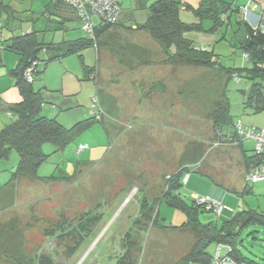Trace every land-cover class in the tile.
<instances>
[{
    "label": "rangeland",
    "instance_id": "obj_1",
    "mask_svg": "<svg viewBox=\"0 0 264 264\" xmlns=\"http://www.w3.org/2000/svg\"><path fill=\"white\" fill-rule=\"evenodd\" d=\"M2 1L9 4L13 11L14 16L11 15L9 18L12 25L16 21L17 26L23 30L32 27L39 30L38 37L45 42L73 39L86 34L78 20L65 21L63 28H60L57 24V16L53 14L51 20L46 18L42 11L51 0ZM185 1L191 4L190 0ZM196 1L194 6H197L200 0ZM247 1L216 0L219 6L226 3L242 5ZM5 15L8 13L6 12ZM18 16L23 20L17 21ZM31 18H34L33 21ZM183 19L191 21L193 15L187 12ZM236 19L235 14L231 15L230 24L220 26L214 33L192 31L187 32L185 36L192 39L195 45L212 49L223 67L250 68L251 60L243 58L242 49L238 46V39L243 29H238ZM4 21L5 18L2 22ZM202 22L205 29L212 26V20L209 18H205ZM2 31L5 32V29ZM120 32L122 34L117 36L118 38H113V42L121 46L135 42L137 37L133 33ZM142 32L146 34L149 44L152 42L154 51L158 52L159 46L155 40L146 31ZM136 41L137 44L148 43L140 38ZM107 46L108 42L102 43L97 59L95 47H88L92 49L93 58L90 63L94 67L96 79L87 78L90 83L83 86L82 90L67 94L68 86L65 90L53 88L61 86L62 80L59 74L52 75L51 79L47 78L50 88H46V94L49 99H53L50 102L56 101L54 102L57 106L56 119L64 127L70 128L77 121L93 114L103 121L95 122L81 131L62 151L53 152L54 146L50 143L42 146L43 152L49 154V157L39 165L38 176L47 177L53 173H64L70 179L43 181L32 180L25 176L12 178V172L18 163L17 152L11 150L7 158L0 159V264H18L19 260L25 263L37 253L52 252L55 250V244L59 251L53 254L57 264H114L124 251L121 239L128 231L138 237L137 251L135 253L132 251L136 257V264H176L183 245H189L191 236L169 227L160 225L152 227L143 220L137 222L136 201L142 197L147 199L148 195L158 196L164 189L162 173L165 169L171 168L165 164L175 158V151H171V144H168L174 135L179 139L175 143L178 148L182 143L192 141L206 144L204 153L202 151L197 153L190 149L191 147L181 152L183 161L191 162L193 158L196 160L201 158L202 162L199 165L189 163L190 166L183 174L184 185L180 189V194L185 201L190 202L193 195L201 196L199 190L196 194L192 193L195 191L192 188L194 179L202 178L208 182L214 180L216 183L224 184L223 181L229 179V175H233V182L235 184L236 181L238 182L239 168L235 165L234 157L221 159L218 153L219 147L215 148L210 144L208 146V139L205 137V126H207L205 118L212 109L213 101L221 96L229 102V113L234 124L240 121L243 128L264 127V110L254 111L247 103L253 83H258L264 90V76L246 77L245 72H241L238 79H235L234 75L231 76L230 73L217 69H211L209 75L197 76L193 71L203 70L201 67L181 65L176 73L183 75L182 81L175 82L174 71L163 70L165 95L156 94L160 87H150L149 83L140 79L133 82L128 77L127 71L115 72L112 66L115 65L118 70L117 66L122 67L123 64L120 63L125 60H121L123 56L109 53ZM41 55L44 60L47 58L45 53ZM55 61L59 62L60 59H53L47 63ZM44 63L45 61H40V70L44 68ZM182 68H184L183 72ZM41 73L35 75L36 84L41 81L39 79ZM170 77L173 78L168 81ZM38 87L39 85L36 89ZM174 90L176 93L173 92ZM177 90L182 91L177 92ZM146 95L160 96L162 101H157L158 98L148 102L147 99L150 98L145 97ZM133 96L145 97L140 104L138 103L141 112L145 111L144 106H149L152 112L163 111V118L145 119L141 114L138 117L142 119L119 118L117 110L121 113L128 112V105L130 109L138 105L131 106L128 103ZM175 97L179 100L176 104L173 102ZM64 100L70 108L62 106ZM121 104L125 105L124 110L120 108ZM7 116L9 118L7 121H11L12 117ZM169 134L171 137H168ZM241 139L245 152L251 155L252 140ZM79 144L83 145L84 149L78 150ZM214 166L216 170H213ZM207 168L213 170V173L209 172V176L206 174ZM187 174L191 175L188 184L185 179ZM234 187L236 188V185ZM225 191L234 202L229 206L225 203L221 204L224 210L219 215L213 211H201L199 213L201 222L216 221L221 224L236 211L247 209L264 211V192L252 196L250 193L235 191L231 186H226ZM156 211L158 221L162 225H179L185 220V214L181 210L165 202H160ZM85 212L101 214L102 217L93 224L89 236L80 244L76 252L64 259L65 244L74 246L76 239L66 236L59 243L58 239L47 236L45 230L62 218L67 222L74 221ZM145 224L148 225L142 227ZM251 230L255 233H250ZM252 235L256 238L253 239ZM241 237L249 250L254 253L264 252V231L261 226L248 227L242 232ZM215 248L211 243L207 250L210 253L215 251ZM240 249L245 255L254 259L255 264H264L241 246Z\"/></svg>",
    "mask_w": 264,
    "mask_h": 264
},
{
    "label": "trees",
    "instance_id": "obj_2",
    "mask_svg": "<svg viewBox=\"0 0 264 264\" xmlns=\"http://www.w3.org/2000/svg\"><path fill=\"white\" fill-rule=\"evenodd\" d=\"M251 1L252 4L256 2V0H248L247 3ZM247 3L242 5L226 3L219 6L216 0H201L194 7L183 0H155L148 8L145 21L135 23L128 29L148 32L162 49L165 56L164 64L217 69L227 74L230 73L231 76L234 75V78H238L241 72H245L246 77L264 76V67L261 66L264 57V34L258 30H253L243 19L240 9ZM6 7L10 9L9 4L0 0L1 10ZM183 10L189 11L193 15V20L185 21L182 15ZM12 12L11 15L14 16ZM42 14L50 20L53 14L57 16V24L60 28H63L65 21L78 20L79 22L75 11L62 0H51L49 4L45 5ZM233 14L237 16L236 25L239 27L238 29H243V33L238 39V46L243 53L248 54V58L252 62L250 68L223 67L212 49L195 45L192 39L185 36L187 32L192 31L214 33L220 26L229 25L230 17ZM205 18L212 20V26L208 29L203 27L202 21ZM117 23L118 19L114 23H97L93 27L92 36L86 33L84 36L73 39L45 42L38 37L39 30H35L33 27L27 30L9 27L13 33L5 38L1 30L6 27V24L0 22V64L2 50L15 53L19 57L17 66L10 70V74L15 79L20 100L9 104L8 112L12 120L0 130V159L7 158L11 150H15L18 154V163L12 172V178L25 176L32 180L40 179L43 181L70 179L64 173H53L47 177L38 176L39 165L49 157V154L43 152L42 146L45 143H50L54 146L53 152L62 151L81 131L86 130L95 122L103 121L99 116L93 114L67 128L59 123L56 117L44 116L42 106L45 103H50V100L46 94V88L36 89L33 86V81L35 75L42 72L39 69L40 61H45L44 64H46L50 60L61 59L73 53L80 56L83 49L91 46H94L98 52L102 43H105L104 34L108 30L116 28ZM42 53L47 56L45 60L42 58ZM35 60L38 63L33 71V81L27 82L24 79L23 71ZM83 69L85 77L90 78L92 76L91 79H96L93 67L85 66ZM250 89L247 103L252 106L254 111L264 110V90L256 82L252 84ZM207 116L212 121V130L215 136L226 138L238 136L234 130L233 118L229 113V102L225 97L214 101ZM222 130H226V133H223ZM256 162L255 160L254 164ZM185 170L186 168L183 167L165 179L166 188L160 197L154 198L152 201H148L145 197L136 200L138 203L137 222L143 220L149 225L164 226V224L159 223L156 211L160 202H165L185 214V220L181 224L170 227L189 230L194 235V240L178 259L177 264H210L212 254L208 252L207 248L211 243L216 245L223 243L231 246L229 255L237 262L246 264H255L256 262L241 251V246L250 255L264 263V252L254 253L249 250L241 237L242 232L253 225L261 226L264 231V212L247 209L236 211L221 224L216 221L201 222L199 213L211 210L196 205L193 199L190 202L183 199L180 189L184 185L183 174ZM101 217V214L85 212L74 221L67 222L65 218H62L54 222L49 229H46L45 234L58 239L59 243L66 236L76 239L74 246L65 244L63 251L65 259L76 252L80 244L89 236L93 224L99 221ZM148 224L142 225V227H146ZM250 233H255V231L251 230ZM252 238L255 239L256 237L252 235ZM121 243L124 251L117 257L114 264H136V257L133 253L137 251V235H132L128 231L122 236ZM54 246L55 250L52 252L37 253L27 259L25 263L19 260L18 264H57L53 254L59 251L57 245ZM132 251L134 252L132 253Z\"/></svg>",
    "mask_w": 264,
    "mask_h": 264
},
{
    "label": "crops",
    "instance_id": "obj_3",
    "mask_svg": "<svg viewBox=\"0 0 264 264\" xmlns=\"http://www.w3.org/2000/svg\"><path fill=\"white\" fill-rule=\"evenodd\" d=\"M154 1L155 0H123L121 2V8H120V12L118 15L117 27L108 30L104 34V36H105L104 37V41H105L104 44H107V42H108L107 50L109 53L113 54L114 56L115 55L123 56L121 60H125V62L122 61V63H120V64H123L122 67L117 66L118 70L116 69L115 65L112 66L113 70H115V72L127 71V72H129L128 77L130 78V80H133V82L135 80L140 79V81L142 80V81H145L147 84L149 83L148 85H150V87H153V86H154V88L160 87V90L156 91L157 92L156 94H158V93L163 94V86H164L163 83L165 81L163 78V70H166V71L168 70L170 72L174 71V78L170 77L168 81H171L172 78L176 79L175 82H178L179 80L182 81L183 75L176 73L177 71H179L177 69L181 65L164 64L163 59L165 56H164V53L160 47H159L160 50L158 48V52H155L154 51L155 48L152 46L153 45L152 42L149 44L148 40L146 39L147 36H146V34H143L144 32H142V30L128 29L129 26H132L135 23H142L143 21H145L147 15H148V13H147L148 8ZM183 1H185V0H183ZM200 1H199V3H200ZM190 2H191V4L190 3L189 4L191 6H194L195 2H197V1L196 0H190ZM11 11L12 10L7 9V7L3 10H1V8H0V22L2 24H6V27L2 28V29H5V32L1 30V33L5 38L11 36L13 33L9 29V27L11 29H12V27H13V29L20 28L19 26H17L16 21H15L14 25H12L10 23L9 18L11 17ZM6 12L8 13V15H5ZM187 12H189V11L183 10L182 15L186 17ZM24 14L26 15V13H24ZM3 15H4V17H3ZM2 18L3 19L5 18L4 22H2L3 21ZM33 19L34 18H31L32 21H33ZM19 20H23V19H21V18L17 19V21H19ZM120 31H123L124 33L125 32L127 33V31L133 33L135 35V37H137L134 40L135 42H137L136 40H139V38H140V39L146 40L148 43L147 44H137L135 42H130V44H128V45L123 44V46H121L117 42L112 41L113 38H118L117 36H120V34H122V32H120ZM150 37H151V35H150ZM108 39L111 41H109ZM148 44L150 47H148ZM87 48L83 49L80 52V56L77 53L68 54V55L62 57L59 62L55 61V62H50V63L45 64L44 68L41 70L42 75L39 78L41 81H39V84L38 83L36 84L35 79H34L33 86L35 88L38 85H39L38 88H40V87L50 88L49 83H48L49 81L47 80V78L51 79L52 75L55 74L58 76V74H59L61 76V80H62L61 86L58 85L59 87H53V88H61L62 90H65V88L68 86L67 90H69V91H67L68 92L67 94H73V93L78 92L79 90H82L83 86H87L90 83V81L86 80L87 77L84 76L85 71L83 68L85 66L89 67V68L93 67L90 63L92 58H93L92 49L91 48L87 49ZM150 52H152V53H150ZM98 54H99V51L97 52V50H96V53H95L96 59L98 58ZM126 56H128V58ZM18 61H19V57H17V55L15 53L13 54V53L4 52V51L1 52V64H0V130L6 124H8L10 122V121H7V119H9L7 115H9V117H11L9 112H8L9 104L18 102L20 100V94H19V91L15 85V79L10 74V70L14 69L17 66ZM182 66L184 67L185 65H182ZM114 67H115V69H114ZM201 68L203 70L200 69V70H196L193 72H196L197 76L209 75L211 73V69L204 68V67H201ZM183 69L184 68L181 69L182 72H183ZM97 75H98V73H97ZM91 77L88 79H91ZM199 81H200V79H199ZM173 89H175V88L173 87ZM181 91L182 90H179V91L177 90V92H181ZM173 92L176 93L175 90ZM163 95H165V94H163ZM150 96L151 95L145 96V97L150 98V99H147L148 102H153L152 101L153 99L157 100L158 98H159V100H157V101H159V102L162 101L160 96H158V97H155V96L150 97ZM145 97H143V98H145ZM143 98H137V97L133 96L130 99V101H128V103H130L131 106H134L135 104H138V103L140 104L141 101L144 100ZM219 99H222V97L220 96ZM49 100H53V99H49ZM178 101H179L178 97H175L173 100V102H175V104ZM54 102H56V101L54 100L53 102L45 103L42 106V114L44 116H48V117H56L57 116V112H56L57 106ZM139 104L135 105V108H131V109H130V106L128 105V108H129L128 112L124 111L123 113H121L120 111L117 110L116 112L119 113V118L123 117V118H129V119H136V118H140V117H138L139 114H141V117H143L145 119L163 118V111L159 110L157 112H152L151 107L144 106L143 108L145 111L141 112ZM62 106L70 108V105L68 103H66L65 100H64ZM124 107H125V105H122V104L120 105V108L123 110H124ZM148 107H149V111H147ZM162 107L163 106H161L160 109H162ZM140 119H142V118H140ZM205 120L207 121V126H205L206 127L205 128L206 129L205 137H206V139H208V146L212 145L215 148L219 147L218 153L221 155V159L223 158L224 160H226V158L232 159V157H234L235 165H236V167L239 168V170H238L239 179H238V182L236 181V184L233 182V179H234L233 175H229L230 178L224 180L223 181L224 184L223 183H216L214 180L211 182H208L202 178L194 179V182L192 183V188L195 191H193L192 193L196 194L197 190H199L198 193L201 196L207 197L210 200L220 202V204H222V205H223V203H225L226 206H229V205H231L232 202H234V199H232V197H228V195L225 191L226 186H231L233 190H235V191L239 190V192H241V193H243V192L250 193L252 196L255 194L259 195L261 192H264V182H254L253 183V182H250L247 180V175L251 171V169L254 165V161L256 160V158L254 157L253 151H252L251 155L245 152V146L242 144V139L239 136H235L234 138H226V137L217 136V135L215 136L213 133V130H212L211 119H209L207 116L205 118ZM262 128H264V127H262ZM223 133H226V132H223ZM160 134H162V133H160ZM168 137H171L170 134L168 135ZM178 140H179L178 137H175V135H174V136H172V140L168 141V144H171L170 150L175 151V158L174 159L172 158V162H170V163L166 162V164H165L166 166H170L171 168L168 170L165 169L162 173L163 185H165V181H164L165 178H167L170 174L176 172L177 170H179L183 167L187 169L190 166L189 163L193 162L191 164H197V165L202 163L201 158L198 159L199 156L197 158L198 160H196V158H193L192 159L193 161H191V162L187 161V160L183 161V158L181 156V152H183L185 150V148L191 147L190 149H193V151H197V153H199L201 151L204 153L205 145H206L205 143L192 141L193 143L188 142L191 145H187L188 143H185V144L182 143L181 147L178 148L177 145L175 144V143H177ZM180 142H182V141H180ZM159 144L163 145L161 142H159ZM193 145H196V146H193ZM231 162L233 163V161H231ZM206 170H208L207 171L208 173H206V174H208V176H209V174H210L209 172L213 173V170H216V168L214 166L213 170L208 169V168ZM20 177H23V176H20ZM185 179H187L186 184H188L189 180L191 179V175L187 174ZM235 185H236V188L234 187ZM164 189H165V186H164ZM164 189L160 191V195H158V196H154V197H149V195L146 196L147 199L149 198L148 201L150 199L160 197L161 193L164 191ZM250 198H252V197H250ZM257 201L258 200L256 199V202ZM257 203H259V201ZM246 204L249 205L248 203H246ZM223 210H224V207L222 208V212H223ZM262 212H264V211H262ZM149 226L153 227V225H149ZM170 226H172V225H169V226L164 225L163 227L171 228ZM173 226H176V225H173ZM171 229H173V228H171ZM174 231H179V233L185 232L191 236V238H190L191 240H190L189 245L188 246L185 244L183 245V247L181 249L182 251H180V252H182L181 255L179 256V258H180L183 255V253H185V251L191 245L192 241L194 240V235L189 230H185V229L176 228V229H174ZM214 245L216 247V244H214ZM210 253L212 254V253H214V251H211Z\"/></svg>",
    "mask_w": 264,
    "mask_h": 264
},
{
    "label": "built area",
    "instance_id": "obj_4",
    "mask_svg": "<svg viewBox=\"0 0 264 264\" xmlns=\"http://www.w3.org/2000/svg\"><path fill=\"white\" fill-rule=\"evenodd\" d=\"M70 6L76 13L81 27L90 36L93 35V27L97 24L114 23L118 19L120 12V4L123 0H62ZM243 19L252 27L253 30H258L264 34V0H256L252 4L241 7ZM264 50V47H263ZM243 58L247 59L248 54L243 53ZM37 61H32L23 71L24 79L27 82L33 81V71L37 66ZM264 67V57L261 63ZM235 79H238L235 77ZM236 134L241 138H249L253 142V153L256 158V164L253 165L251 171L247 175V180L250 182H264V128L250 126L243 128L241 123L237 121L234 124ZM83 145L78 146V150L83 149ZM192 199L196 205L203 207L206 210H211L217 215L220 214L223 206L220 202L210 200L207 197L193 195ZM231 246L223 243L216 245L215 251L211 257L210 264H246L237 262L229 255Z\"/></svg>",
    "mask_w": 264,
    "mask_h": 264
}]
</instances>
